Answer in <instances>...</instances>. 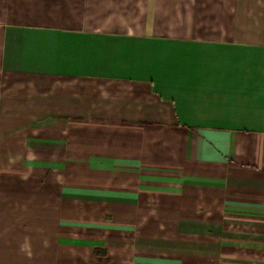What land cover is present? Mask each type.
I'll use <instances>...</instances> for the list:
<instances>
[{"label": "crops", "instance_id": "crops-1", "mask_svg": "<svg viewBox=\"0 0 264 264\" xmlns=\"http://www.w3.org/2000/svg\"><path fill=\"white\" fill-rule=\"evenodd\" d=\"M0 264H264V0H0Z\"/></svg>", "mask_w": 264, "mask_h": 264}]
</instances>
